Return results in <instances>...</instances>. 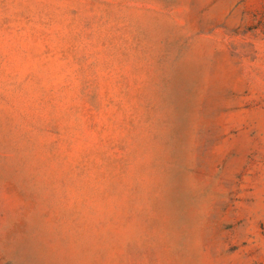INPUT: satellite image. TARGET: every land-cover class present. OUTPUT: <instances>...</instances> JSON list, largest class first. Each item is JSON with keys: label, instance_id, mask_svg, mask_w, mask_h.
<instances>
[{"label": "rangeland", "instance_id": "obj_1", "mask_svg": "<svg viewBox=\"0 0 264 264\" xmlns=\"http://www.w3.org/2000/svg\"><path fill=\"white\" fill-rule=\"evenodd\" d=\"M0 264H264V0H0Z\"/></svg>", "mask_w": 264, "mask_h": 264}]
</instances>
